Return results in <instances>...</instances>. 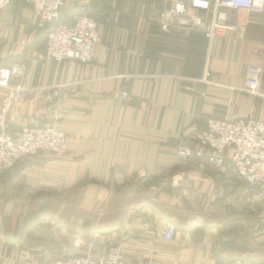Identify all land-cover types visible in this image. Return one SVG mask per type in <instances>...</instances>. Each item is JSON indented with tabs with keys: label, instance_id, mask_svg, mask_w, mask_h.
<instances>
[{
	"label": "crops",
	"instance_id": "obj_1",
	"mask_svg": "<svg viewBox=\"0 0 264 264\" xmlns=\"http://www.w3.org/2000/svg\"><path fill=\"white\" fill-rule=\"evenodd\" d=\"M203 1L208 10H188L210 19L216 0ZM83 4L101 36L89 64L46 61L44 30L23 1L0 7V69L27 65L11 85L60 94L15 102L12 128L54 124L69 152L0 174V264H48L91 239L94 255L134 264H264V188L248 194L232 179L230 155L214 172L202 164L207 150L175 154L200 151L207 119L264 121V9L226 10L238 29L208 44L190 28L161 31L164 0H68L60 18L72 22ZM253 71L260 86L250 93ZM170 222L176 234L165 242Z\"/></svg>",
	"mask_w": 264,
	"mask_h": 264
},
{
	"label": "built area",
	"instance_id": "obj_2",
	"mask_svg": "<svg viewBox=\"0 0 264 264\" xmlns=\"http://www.w3.org/2000/svg\"><path fill=\"white\" fill-rule=\"evenodd\" d=\"M25 8L34 14L37 27L44 30L46 61L62 62L72 60L79 63H89L93 60L95 49L100 43L98 22L91 15L86 4L80 6L79 12L72 22L62 20L60 12L66 7L68 0H22ZM170 7L158 14L157 23L161 31L170 27L190 28L200 32L207 43L226 33L235 32L238 26L232 23L226 15V10H244L251 14H259L264 9V0H216L213 15L210 19L191 14L190 6L208 10L209 5L203 0H164ZM9 0H0V7ZM27 65L24 62H14L8 68L0 69V88L3 96L0 105V172H7L26 158L39 153L48 155L68 154L65 135L48 125H24L13 131L8 118L15 102L24 99L28 93H34L22 83L11 85L14 79H22ZM209 73L205 72L204 78ZM130 76L124 81L129 83ZM248 92H255L260 86V74L253 71L244 81ZM39 94L49 95V90H36ZM59 90L51 94V100H56ZM125 102L131 98L127 91L121 93ZM195 141L200 151L194 152L190 147L180 146L176 156L185 160L193 156L202 157V151L207 153L202 164L211 171L222 169L225 158L230 155L229 175L241 182L248 194H254L264 188V121L243 119L234 121L206 120V130L196 134ZM176 226L170 222L159 233V238L165 242L174 240ZM96 242L91 239L86 242V251L82 254L71 253L67 257L58 258L49 264H134L126 262L119 256H97L93 254ZM148 264V263H143Z\"/></svg>",
	"mask_w": 264,
	"mask_h": 264
},
{
	"label": "rangeland",
	"instance_id": "obj_3",
	"mask_svg": "<svg viewBox=\"0 0 264 264\" xmlns=\"http://www.w3.org/2000/svg\"><path fill=\"white\" fill-rule=\"evenodd\" d=\"M34 15V14H33ZM158 18V17H157ZM100 35V34H99ZM101 37V36H100ZM100 43H101V39H100ZM99 43V44H100ZM99 44L97 45V47L99 46ZM96 47V48H97ZM95 51H96V49H95ZM94 55H95V53H94ZM93 59H94V57H93ZM66 61H71V62H74V61H72V60H64V61H62V62H66ZM93 61V60H92ZM91 61V62H92ZM50 62V61H49ZM91 62H89V63H91ZM55 63H61V62H55ZM88 63V64H89ZM81 64H83V63H81ZM85 64V63H84ZM25 76V75H24ZM24 78V77H23ZM22 78V79H23ZM57 90V89H56ZM56 90H49V95H45V94H40L42 97H45V99L46 100H48V101H51V102H54V101H57L58 102V100H59V95H58V98L56 99V100H51L49 97L51 96V94L53 93V92H55ZM36 90H34V91H32V92H34V95H38L39 93L38 92H35ZM29 94V93H28ZM1 100H2V98H1ZM0 105H1V103H0ZM42 117L43 116H41L40 118L42 119ZM41 125H48V126H52V127H54L55 128V130H57V131H60V132H62L64 135H65V138H66V143H67V135L65 134V132H63V131H61V130H59V128H57L54 124H51V123H46V124H41ZM13 131H16V129H14ZM68 150V149H67ZM176 152V151H175ZM37 155H45V156H49L47 153H44V154H42V153H39V154H37ZM37 155H35V156H37ZM69 155V152H68V154L65 156V154L64 155H50V157H52V158H55V159H60V160H62V159H64V158H66L67 156ZM26 159H28V158H26ZM26 159H24V160H26ZM23 161V160H22ZM21 161V162H22ZM21 162H19V163H21ZM18 163V164H19ZM18 164H16L15 166H14V168L18 165ZM14 168H12V169H14ZM11 169V170H12ZM11 170H9V171H11ZM9 171H7V172H9ZM7 172H0V174H5V173H7ZM117 248L115 249V252H117ZM68 256V255H67ZM67 256H64V257H67ZM101 257V256H100ZM61 258H63V257H61ZM52 262V261H51ZM50 263V262H49ZM48 263V264H49Z\"/></svg>",
	"mask_w": 264,
	"mask_h": 264
},
{
	"label": "trees",
	"instance_id": "obj_4",
	"mask_svg": "<svg viewBox=\"0 0 264 264\" xmlns=\"http://www.w3.org/2000/svg\"><path fill=\"white\" fill-rule=\"evenodd\" d=\"M92 15V14H91ZM93 16V15H92ZM94 17V16H93ZM204 37V36H203ZM204 39H205V37H204ZM206 40V39H205Z\"/></svg>",
	"mask_w": 264,
	"mask_h": 264
}]
</instances>
